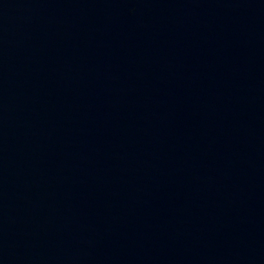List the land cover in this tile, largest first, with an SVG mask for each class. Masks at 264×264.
Listing matches in <instances>:
<instances>
[{"label": "water", "instance_id": "95a60500", "mask_svg": "<svg viewBox=\"0 0 264 264\" xmlns=\"http://www.w3.org/2000/svg\"><path fill=\"white\" fill-rule=\"evenodd\" d=\"M0 264H264V0H0Z\"/></svg>", "mask_w": 264, "mask_h": 264}]
</instances>
